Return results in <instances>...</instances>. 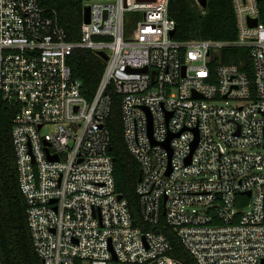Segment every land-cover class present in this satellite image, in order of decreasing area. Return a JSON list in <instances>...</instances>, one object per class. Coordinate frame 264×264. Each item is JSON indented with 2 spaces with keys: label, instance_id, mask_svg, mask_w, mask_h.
I'll list each match as a JSON object with an SVG mask.
<instances>
[{
  "label": "built area",
  "instance_id": "1",
  "mask_svg": "<svg viewBox=\"0 0 264 264\" xmlns=\"http://www.w3.org/2000/svg\"><path fill=\"white\" fill-rule=\"evenodd\" d=\"M261 3L233 0L236 40L178 41L169 0H87L74 43L39 0H0V94L16 110L19 184L43 264H188L167 235L136 226L116 192L110 87L142 170L143 222L164 217L195 264L264 263ZM75 49L107 56L91 100L69 65ZM228 49L248 51L250 69L224 63Z\"/></svg>",
  "mask_w": 264,
  "mask_h": 264
},
{
  "label": "trees",
  "instance_id": "2",
  "mask_svg": "<svg viewBox=\"0 0 264 264\" xmlns=\"http://www.w3.org/2000/svg\"><path fill=\"white\" fill-rule=\"evenodd\" d=\"M87 0H39L43 7L54 10L68 40L82 39L84 8ZM262 7L264 3H261ZM171 17L176 21L175 40L233 41L237 38V20L233 0H208L206 13L202 14L195 0H169ZM226 64L240 63L245 59L250 69L248 51L228 49L223 51ZM69 65L73 76L82 82L83 94L89 100L103 77L106 62L89 50L75 49ZM112 105L107 126L111 134L110 155L114 160L116 192L126 199L133 214L134 224L144 231L167 235L175 251L185 257L188 264H195L181 241L166 224L151 226L143 222L140 201L136 192L141 178V166L128 151L123 130L120 96L110 87ZM16 110L0 94V261L2 264H43L31 238L27 218V203L20 189L17 159L13 145L12 127Z\"/></svg>",
  "mask_w": 264,
  "mask_h": 264
},
{
  "label": "water",
  "instance_id": "3",
  "mask_svg": "<svg viewBox=\"0 0 264 264\" xmlns=\"http://www.w3.org/2000/svg\"><path fill=\"white\" fill-rule=\"evenodd\" d=\"M200 3L202 4V6L207 7L208 5V0H200ZM84 22L85 23H90V8L88 6H86L84 8ZM173 35V34H172ZM99 55L104 58L105 60H107V56L105 53L100 52ZM141 180V178H140ZM249 196H251V193H249ZM264 264V263H263Z\"/></svg>",
  "mask_w": 264,
  "mask_h": 264
},
{
  "label": "rangeland",
  "instance_id": "4",
  "mask_svg": "<svg viewBox=\"0 0 264 264\" xmlns=\"http://www.w3.org/2000/svg\"><path fill=\"white\" fill-rule=\"evenodd\" d=\"M221 104H223V103H221ZM231 105L236 106L237 104L235 102H231Z\"/></svg>",
  "mask_w": 264,
  "mask_h": 264
}]
</instances>
